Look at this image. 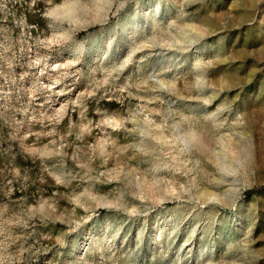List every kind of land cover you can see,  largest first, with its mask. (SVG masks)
I'll return each instance as SVG.
<instances>
[{"label": "rangeland", "instance_id": "rangeland-1", "mask_svg": "<svg viewBox=\"0 0 264 264\" xmlns=\"http://www.w3.org/2000/svg\"><path fill=\"white\" fill-rule=\"evenodd\" d=\"M0 264H264V0H0Z\"/></svg>", "mask_w": 264, "mask_h": 264}]
</instances>
